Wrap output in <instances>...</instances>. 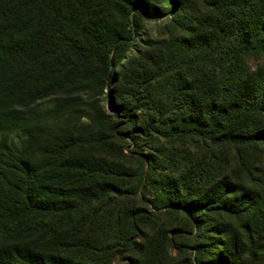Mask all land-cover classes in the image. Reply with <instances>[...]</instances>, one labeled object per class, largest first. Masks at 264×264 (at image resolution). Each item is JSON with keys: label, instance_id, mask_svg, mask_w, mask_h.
<instances>
[{"label": "trees", "instance_id": "1", "mask_svg": "<svg viewBox=\"0 0 264 264\" xmlns=\"http://www.w3.org/2000/svg\"><path fill=\"white\" fill-rule=\"evenodd\" d=\"M189 4L0 0V264H88L56 235L94 200H109L112 189L97 180L115 173L77 151L101 141L104 128L116 136L112 117L136 147L143 141L148 162L177 155L179 166L202 143L206 153L189 161L186 197L173 196V205L200 226L203 264H239L245 245L234 240L216 253L214 234H234V217L257 214L247 182L264 189L253 178L264 165V70L250 74L244 64L264 56V0H214L203 20ZM167 17L168 35L127 57L145 26ZM99 77L115 84L113 116L84 106L81 92ZM229 152L238 182L222 156ZM193 183L199 189L189 193ZM101 217L109 230L112 216Z\"/></svg>", "mask_w": 264, "mask_h": 264}, {"label": "rangeland", "instance_id": "2", "mask_svg": "<svg viewBox=\"0 0 264 264\" xmlns=\"http://www.w3.org/2000/svg\"><path fill=\"white\" fill-rule=\"evenodd\" d=\"M187 1L190 3L188 11L197 20H203L213 13L214 0ZM169 19L170 17H167L147 24L141 40H137L135 49H132L127 57H137L138 49L146 51L150 43L166 37L171 26L167 22ZM174 32L178 36L184 35L178 28ZM244 64L250 74L258 73L264 70V56L249 55L244 58ZM114 89L115 84H108L100 77L96 82L84 87L81 96L85 108L88 112L91 111V116L95 107L113 116L109 110V96ZM112 118L120 131L116 136H113L115 132L110 131L109 127L104 128L105 134L101 141L89 143L77 151L80 157H93L102 165L106 163L109 170L115 173H109L105 179L101 177L97 180L109 184V189H112L108 194L109 200H106L107 196L100 200H103L104 204L94 200L73 222L61 225L56 235L57 240L61 244L70 245L68 254L80 263L203 264L208 258H204L206 248L203 247L205 244L201 243V228L197 226L194 217L191 218L175 208L173 196L186 197L188 191L185 187L189 184L185 177L189 161L203 156L206 153L204 146L200 142L198 145H192L188 158L179 166L175 165L177 155H171L172 159L167 161L163 155L159 156L156 162L152 159V162H148L142 154L148 153L142 148L143 141L140 140L139 146L136 147V142H132L127 134L123 133L127 127L120 125L123 123L122 119ZM87 121L84 119V122ZM261 149H264V146ZM173 152L177 153L174 149ZM222 156L229 161L232 178L238 182L240 176H237L236 160L230 152ZM246 177L243 176V179ZM253 178L264 181L263 164L257 167ZM182 184L184 186H181ZM246 185L251 192H256L257 205L254 209L257 214L251 212L234 217L231 221L234 234L224 233L222 229L219 230L220 234H214L220 238L216 242V253L225 249V244L231 249V241L236 240L241 248L245 245L246 249L243 250L244 255L238 250L239 264H264V218L258 217L262 213L261 210L264 212V189H260L257 181H249ZM197 186L193 183L189 193L193 189H199ZM91 193L100 196L102 191L97 187ZM105 210L112 216L109 218V230H102L106 228L107 223L101 217ZM197 247H200V250Z\"/></svg>", "mask_w": 264, "mask_h": 264}]
</instances>
